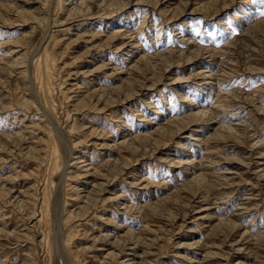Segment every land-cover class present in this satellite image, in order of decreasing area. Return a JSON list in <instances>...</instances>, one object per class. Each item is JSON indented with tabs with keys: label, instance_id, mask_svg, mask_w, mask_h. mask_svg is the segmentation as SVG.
I'll return each instance as SVG.
<instances>
[{
	"label": "rangeland",
	"instance_id": "obj_1",
	"mask_svg": "<svg viewBox=\"0 0 264 264\" xmlns=\"http://www.w3.org/2000/svg\"><path fill=\"white\" fill-rule=\"evenodd\" d=\"M0 264H264V0H0Z\"/></svg>",
	"mask_w": 264,
	"mask_h": 264
},
{
	"label": "bare ground",
	"instance_id": "obj_2",
	"mask_svg": "<svg viewBox=\"0 0 264 264\" xmlns=\"http://www.w3.org/2000/svg\"><path fill=\"white\" fill-rule=\"evenodd\" d=\"M188 106H193V102L192 103H190ZM192 116H194V115H192ZM167 132V131H166Z\"/></svg>",
	"mask_w": 264,
	"mask_h": 264
}]
</instances>
